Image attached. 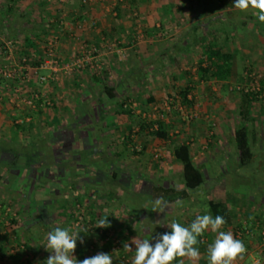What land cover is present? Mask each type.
Masks as SVG:
<instances>
[{
  "label": "rangeland",
  "instance_id": "1",
  "mask_svg": "<svg viewBox=\"0 0 264 264\" xmlns=\"http://www.w3.org/2000/svg\"><path fill=\"white\" fill-rule=\"evenodd\" d=\"M203 1L212 10L203 20L222 14L229 23V35L220 32V41L235 53L236 66L224 81L199 79L203 48L187 34L200 21L201 0H0V20H11L12 29L0 33V68L4 47L12 41L15 60L24 56L31 67L28 90L48 100L16 103L0 80V146L21 150L45 139L44 164L65 161L45 177L34 168L26 180L20 169L10 170L9 155L0 160V264H27L29 257L35 264L47 261L52 255L45 247L47 233L58 226L80 232L73 252L77 261L103 252L112 255L113 264H131L132 240L147 239V230L156 227L161 232L151 210L153 185L184 188L182 164L173 156L182 142L194 145V162L207 180L190 191L183 207L168 204L157 214L160 222L188 226L197 215L211 214L210 198L223 201L236 217L231 218L234 232L226 224L221 230L231 231L247 248L234 264H264V23L251 10L236 9L235 0H227L223 10H216L220 0ZM154 28L156 37L150 39ZM50 49L62 67H82L60 69L41 82L35 69L51 60ZM190 79L192 104L181 96ZM107 86L114 88V98ZM248 92L257 96L246 108ZM122 105L132 115L117 113ZM157 117L167 123L170 139L141 129ZM18 124L26 129L19 131ZM243 125L251 131L254 152L247 165L234 142L235 129ZM92 148L97 153L92 155ZM81 172L91 188L72 184ZM254 208L263 212L256 228L247 217ZM105 217L109 226L96 227ZM20 240L33 249L27 251ZM125 243L132 251L123 249ZM197 248L205 257L207 250ZM179 259L191 264L186 258L173 264Z\"/></svg>",
  "mask_w": 264,
  "mask_h": 264
},
{
  "label": "trees",
  "instance_id": "2",
  "mask_svg": "<svg viewBox=\"0 0 264 264\" xmlns=\"http://www.w3.org/2000/svg\"><path fill=\"white\" fill-rule=\"evenodd\" d=\"M202 1V4H204V1ZM228 1L227 0H220L219 5L217 6L216 10H223L228 7ZM171 6L169 4L165 5V8L169 11H171ZM202 12L199 14L200 21L195 24L191 30L192 33H188V37L192 36L193 41H196L201 44L203 48V54L204 57L202 58L199 66L198 71L200 74L199 79L201 81H224L228 78L232 77V74L235 72V66H236V55L232 50H229L225 47V45L220 41V32H223L226 35H229L227 25H229L227 19L222 14H214L210 17H208L206 20H203V17L206 16L211 10L209 4H204L201 6ZM219 20L222 24L221 26L215 27L213 24L214 21ZM207 24V25H206ZM205 26L209 27V30H205ZM2 33V31H0ZM154 33H157V30L152 29L150 32H148L147 36L151 39H153L155 36ZM227 39V36H226ZM26 40L28 41L29 45H35V42L31 40L30 38L26 37ZM188 45L190 46V42H188ZM193 81L190 79L188 81V84L186 85L185 89L181 90V96L183 100H185V103L192 104L193 101L189 100V95L193 92L194 86ZM106 92L109 94L110 97L114 98V88L106 87ZM256 93L254 92H248L244 93V102L245 107L248 108L249 105L253 102V99L256 97ZM148 101L153 102L154 99L151 97L148 99ZM43 100H40L39 104L42 103ZM117 113H123L132 115V110L130 108L125 107L122 105L120 109L117 111ZM242 113L245 116L244 108L242 110ZM25 122V121H24ZM26 123V122H25ZM155 123V124H154ZM153 124H141L142 130H147L149 134L154 137L161 140H168L170 139L169 129L168 125L165 122L164 119L161 117H157L155 119ZM27 125L24 124H18L16 127L19 131H23L26 129ZM153 126V127H152ZM131 130V127H129ZM43 141H46L45 139ZM43 141H35L30 144L29 148H25L19 150L16 147H9L4 148L0 146V160L4 159L5 155H9L11 157L10 162L8 165L10 166V170H13L14 168L20 169L23 171L24 178L26 177V180L30 179V173L31 171L36 168L37 171L40 173V176L45 177V174L48 173L47 171H52L51 169L54 167L57 171V169H61L62 165H65V161L58 162V163H51L50 164H44L43 156L47 152V144ZM127 141H131V131L129 132V136H127ZM234 142L235 146L239 152L241 164L247 165L249 164L252 159L254 158V152L251 147V131L250 129L243 125L240 127H237L234 131ZM148 148V143L144 144V150ZM97 153L95 149H91V154ZM174 160L178 163L182 164V181L184 184V188L182 190H178L175 186H169L165 187L163 185H153L152 187V197L154 199H157L159 197H163L168 204H171L175 202L177 199L186 200L190 196L191 190H196L200 188L207 180L206 173L204 169L194 162V159L191 155V146L190 142H182L175 146L173 151ZM59 166V167H58ZM42 169V170H41ZM79 170H81L78 167ZM45 172V173H44ZM53 172V171H52ZM54 173V172H53ZM43 174V175H42ZM55 175V174H54ZM113 180H116L118 177L117 170L113 171ZM74 179H77L78 182H75V180H72V184L76 186L77 184H82L83 187H90V183L88 181H85L83 179L86 178L85 174L81 173H75ZM82 179L84 181H82ZM109 197L113 198V194L109 193ZM210 204V213L213 217L216 215H221L225 218L227 221L229 217V213L226 207V204L223 201H217V200H211L209 201ZM13 221H15L13 219ZM244 231V230H242ZM203 237H207L208 240H202ZM198 239L201 241L198 245H196L199 248H202L204 250H207L208 245L210 243H213L215 238L208 234L207 232L204 233L203 236L198 237ZM23 244V247L27 249V251H31L33 248L31 245H29L26 241H18V244ZM47 261L39 262L37 264H46ZM27 264H35L34 260H32L29 257V260L27 261Z\"/></svg>",
  "mask_w": 264,
  "mask_h": 264
},
{
  "label": "clouds",
  "instance_id": "3",
  "mask_svg": "<svg viewBox=\"0 0 264 264\" xmlns=\"http://www.w3.org/2000/svg\"><path fill=\"white\" fill-rule=\"evenodd\" d=\"M234 7L241 11L251 10L258 20L264 23V0H235ZM175 205L183 207L184 201L177 199ZM168 206V202L163 197H159L152 202L151 210L163 213ZM225 223L223 216L213 217L211 214L197 215L188 226L172 220L167 224L171 231L162 235L158 234L154 238V244L150 243L149 239L134 238L132 240V244L135 245V255L131 264H173L177 258H186L191 261V264H197L201 256L199 249L195 247L201 242L198 237L209 230L216 234L214 242L207 248L209 264H234L238 259H244L247 248L244 242L236 239L231 231L221 230ZM108 226L107 217L100 219L96 225V227ZM79 233L71 228L59 226L49 231L45 247L52 255L48 257L46 264H113L112 255L103 252L77 261L73 252L77 247ZM81 243H83L82 240ZM123 249L130 252L132 246L125 243ZM178 264H185V259H179Z\"/></svg>",
  "mask_w": 264,
  "mask_h": 264
},
{
  "label": "built area",
  "instance_id": "4",
  "mask_svg": "<svg viewBox=\"0 0 264 264\" xmlns=\"http://www.w3.org/2000/svg\"><path fill=\"white\" fill-rule=\"evenodd\" d=\"M13 47L14 44L12 41L6 43L4 47L5 59L0 68V80L4 82V87L15 95L13 97H15L16 99H12V101L16 103H23L27 100V98H29V104H33L35 101L40 100H43V102H47L48 100L44 99L39 92H30L28 90V82L32 79L31 67H29L28 64V58L23 56L19 61H16L13 57ZM49 57L51 59L50 61L48 60L45 63H41L38 68L35 69V74L43 83L48 81L49 79H52L55 73L60 69L65 70V72H71L73 71V69H80L82 67L81 63H78L75 66L73 64L72 66L67 65L66 67H62L59 60L56 59L53 49H50ZM42 70H48L50 71V74L41 75L40 72ZM22 121L25 120L22 119Z\"/></svg>",
  "mask_w": 264,
  "mask_h": 264
},
{
  "label": "crops",
  "instance_id": "5",
  "mask_svg": "<svg viewBox=\"0 0 264 264\" xmlns=\"http://www.w3.org/2000/svg\"><path fill=\"white\" fill-rule=\"evenodd\" d=\"M10 23H11V20H9V19H2V20H0V31H2V33L3 32H6L8 29H10V30H12L11 29V25H10ZM18 31H20V29H18ZM190 146H191V155H192V157H193V159H194V154H195V149H194V145H191L190 144ZM163 186H165V187H169V186H166V185H163ZM183 186H184V184H183ZM152 195V194H151ZM190 195H191V193H190ZM153 196V195H152ZM189 198H190V196H189ZM188 198V199H189ZM154 199V198H153ZM211 200H213V198H210V201ZM234 212V211H233ZM232 212V210H231V208H229L228 209V213H229V217H228V219H227V221H226V225H228L229 226V229H233L234 227H235V225H233V220L231 219L232 217H236L235 216V213L236 212H234L233 213ZM152 213H155L154 214V221L157 223V221L159 222V223H157V225L159 226V227H161V232L159 233V231H158V227H156L155 228V232L154 231H151V230H147V232H148V236H147V234H146V237H147V239H153L154 240V238L159 234V235H162V234H164V233H166V232H170L171 231V229L167 226V224H169V223H167V222H165V221H162V222H160V220L158 219V215L157 214H159L160 212H152ZM262 213L263 212H261L260 210H258V209H256V208H254L253 210H248L247 211V217H251V221L249 222V223H252V226L253 227H255L256 225H255V222L256 221H258L259 219L258 218H261V216H262ZM253 218V219H252ZM246 222H248V221H246ZM245 222V223H246ZM146 223H148V222H146ZM154 226H157L156 224H153ZM162 225H163V227H162ZM150 226H152V225H150ZM263 226H264V220H263ZM252 227V228H253ZM148 228V227H147ZM164 228H166V229H164ZM256 228V227H255ZM158 231V232H157ZM150 232L151 233H153V234H150ZM208 234H210V235H212L213 237H215V233H212L210 230L209 231H206ZM233 232H234V229H233ZM155 235V236H154ZM153 236V237H152ZM202 240H208V238L207 237H203L202 238ZM199 261H201L202 262V264H209V261H208V258H207V254H206V256L205 257H200V259H199Z\"/></svg>",
  "mask_w": 264,
  "mask_h": 264
}]
</instances>
